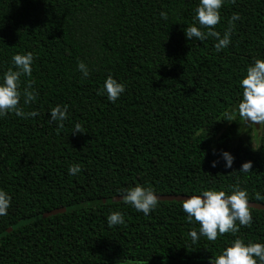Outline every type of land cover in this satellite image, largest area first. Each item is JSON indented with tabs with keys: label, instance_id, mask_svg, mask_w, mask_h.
I'll use <instances>...</instances> for the list:
<instances>
[{
	"label": "trees",
	"instance_id": "trees-1",
	"mask_svg": "<svg viewBox=\"0 0 264 264\" xmlns=\"http://www.w3.org/2000/svg\"><path fill=\"white\" fill-rule=\"evenodd\" d=\"M198 3L0 0V74L14 53L32 52L21 89L31 82L36 99L21 97L20 106L40 113L0 117V189L11 196L0 216V264H209L234 239L193 244L188 233L199 225L186 220L182 201L159 200L147 216L121 202L120 191L136 184L192 195L239 181L249 201L264 203L254 196L264 195V125L224 120L246 67L264 58V0H224L214 30L223 36L233 13L240 19L219 52L214 37L185 38ZM108 75L126 84L115 103L98 94ZM57 104L68 105L63 127L49 121ZM77 122L83 133L73 135ZM221 150L235 157L232 168L222 159L211 166ZM249 160L251 172H238ZM74 163L82 170L71 176ZM110 211L125 223L108 227ZM250 212L252 223L235 235L264 243V210Z\"/></svg>",
	"mask_w": 264,
	"mask_h": 264
},
{
	"label": "clouds",
	"instance_id": "clouds-1",
	"mask_svg": "<svg viewBox=\"0 0 264 264\" xmlns=\"http://www.w3.org/2000/svg\"><path fill=\"white\" fill-rule=\"evenodd\" d=\"M224 0H199L195 8L194 22L184 28L185 38L203 41L211 36L216 39L214 48L217 52L226 48L231 42L234 22L240 19L238 13L228 20V28L223 36L214 30L220 22V9ZM161 17L167 19L166 13L161 12ZM207 29V31H204ZM12 67L0 74V117L14 114L18 118L28 119L38 117V110L24 111L20 106L21 97L23 104L29 105L36 99V94L31 89V82H27L21 89V77L32 75L34 55L32 52L14 53L11 57ZM77 69L82 77H88L89 69L83 61L77 63ZM126 84L108 75L98 94L106 95L109 102L115 103L125 92ZM239 88L242 89L241 98L232 112L224 113V120L233 121L236 115L245 125H264V58H255L246 67L245 73L239 80ZM49 121L55 122L58 127H63L68 119V105L57 104L48 110ZM82 132L80 123H75L72 133L76 135ZM215 155V149H213ZM224 161L226 169L232 168L235 157L226 150H221L218 159L211 161V166L216 167L220 160ZM252 169V161L241 164L238 172L249 173ZM81 166L77 163L70 164L67 172L75 176L81 172ZM119 196L123 204L129 205L137 212L148 215L158 207L156 190L151 186L136 184L120 191ZM256 200H264L260 192L254 193ZM11 205V196L8 192L0 189V216H6ZM182 211L186 214V220L198 223L197 229L189 231L188 236L193 244L200 237L208 241H216L218 236L230 233L234 239L225 246L218 254L212 255L209 264H264V243L245 241L236 236L240 227L252 223L250 212L249 195L247 189L240 182L228 186V190L208 188L194 190L192 195L182 200ZM108 227L125 223L124 215L120 211H110L106 216Z\"/></svg>",
	"mask_w": 264,
	"mask_h": 264
},
{
	"label": "water",
	"instance_id": "water-1",
	"mask_svg": "<svg viewBox=\"0 0 264 264\" xmlns=\"http://www.w3.org/2000/svg\"><path fill=\"white\" fill-rule=\"evenodd\" d=\"M256 129L259 128V125H253ZM159 200H176V201H182L183 199L187 198L189 195H175V194H157ZM117 198V197H116ZM121 199V197L119 198ZM250 208L264 210V203L256 202V201H249ZM65 210L64 207L61 208H55L47 212V215H54L61 213Z\"/></svg>",
	"mask_w": 264,
	"mask_h": 264
},
{
	"label": "flooded vegetation",
	"instance_id": "flooded-vegetation-1",
	"mask_svg": "<svg viewBox=\"0 0 264 264\" xmlns=\"http://www.w3.org/2000/svg\"><path fill=\"white\" fill-rule=\"evenodd\" d=\"M260 127V126H259Z\"/></svg>",
	"mask_w": 264,
	"mask_h": 264
}]
</instances>
